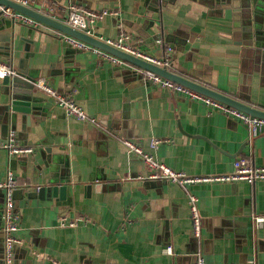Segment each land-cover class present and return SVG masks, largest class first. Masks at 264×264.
<instances>
[{
    "label": "crops",
    "instance_id": "obj_1",
    "mask_svg": "<svg viewBox=\"0 0 264 264\" xmlns=\"http://www.w3.org/2000/svg\"><path fill=\"white\" fill-rule=\"evenodd\" d=\"M71 3L118 10L96 20L92 36L127 33L135 47L153 55L169 48L170 71L264 110V0H30L28 7L49 5L62 21ZM14 23L0 30V59L15 70H37L59 92L76 89L77 103L97 124L68 116L34 87L31 116L23 120L18 113L6 132L0 80V141L13 131L19 143L34 148L16 157L0 149V182L11 172L21 190L13 193L20 244L9 264H194L197 253L205 264H264V179L187 186L201 218L196 238L186 190L146 178L147 166L121 143L135 141L188 176L220 175L240 158L264 166V133L250 138L240 121L155 87L134 66L73 47L44 26ZM9 32L12 48L1 38ZM152 139L168 141L151 147ZM65 161L70 179L63 199L27 196L55 185L50 179H61ZM2 207L0 190V257ZM61 215L78 219L76 226L61 227ZM254 216L263 218L262 227L255 228Z\"/></svg>",
    "mask_w": 264,
    "mask_h": 264
},
{
    "label": "built area",
    "instance_id": "obj_2",
    "mask_svg": "<svg viewBox=\"0 0 264 264\" xmlns=\"http://www.w3.org/2000/svg\"><path fill=\"white\" fill-rule=\"evenodd\" d=\"M23 6H29L30 0H11ZM0 12L2 16L12 20L21 21L29 26L38 27L39 23L36 21L13 11L9 7H4L0 4ZM118 10L101 9L92 10L83 6L71 3L65 9V16L61 22L67 26L81 31L85 34L91 35L93 24L96 20H100L107 16H117ZM67 44L76 47L83 51H91L99 57L108 60L112 64L122 65L125 63L119 58L110 55L100 49L94 48L84 42H81L73 37L63 35ZM106 44L113 46L123 52L133 55L150 64L167 68L171 65V57L168 50L164 49L160 55L148 54L132 44L130 35L127 33H120L116 38H98ZM166 50V51H165ZM126 64V63H125ZM145 79L159 89L169 90L173 93L182 94L190 100L201 101L214 109H217L229 117H233L240 121L247 128L248 136L254 138L264 133V119L250 116L236 108L230 107L199 92H196L188 87L173 82L169 79L163 78L157 74L139 69ZM16 75V70L13 66L4 60L0 59V80L4 77H13ZM34 87L53 100L54 104L62 109L68 116L76 120L96 125L97 121L94 117L87 115L80 107L75 99L76 89L72 88L67 92H59L52 88L45 78H37L34 82ZM167 139H152L150 141L151 147H156L161 142H167ZM122 145L126 148L128 153L141 158L142 162L148 168V179L164 180L173 184L181 186L186 190L189 220L192 229V236H200L201 218L197 209V196L187 189V186L198 183L210 182H238L246 181L253 183L264 179V166H254L249 160L237 159L233 162L232 171L228 174L220 175H203V176H188L183 172H178L171 169L163 163L153 159L151 155L146 153L143 148L135 141L128 139H121ZM0 149L5 150L10 157L32 155L34 148L30 145L21 144L16 140L15 133L10 131L5 140L0 141ZM16 189L15 178L11 172H8L5 180L0 182V190L3 191V207H2V235L4 240L3 256L7 264L11 262L13 249L20 244L19 238L15 235L18 230L19 213L15 209V202L13 198L14 190ZM78 219H69L66 215H61L59 218V225L61 227H75ZM79 220L88 222L85 217H79ZM255 228H260L263 225V218L259 216L253 217ZM194 264H205L204 257L199 253L196 254Z\"/></svg>",
    "mask_w": 264,
    "mask_h": 264
},
{
    "label": "water",
    "instance_id": "obj_3",
    "mask_svg": "<svg viewBox=\"0 0 264 264\" xmlns=\"http://www.w3.org/2000/svg\"><path fill=\"white\" fill-rule=\"evenodd\" d=\"M0 4L4 7H9L13 11L18 12L34 21L39 23L40 26H44L51 30L57 31L63 35H67L69 37H73L81 42H84L94 48L100 49L110 55H113L125 63L134 66L137 69H143L145 71H149L151 73L157 74L163 78L169 79L173 82L181 84L185 87H188L196 92H199L205 96H208L214 100H217L223 104H226L230 107L236 108L250 116L259 117L264 119V110H259L253 108L247 104L239 102L238 100L226 96L224 94L218 93L212 89L201 86L200 84L191 81L179 74H176L170 71L167 68L159 67L148 62H145L133 55H130L126 52H123L113 46H110L103 42L102 40L94 37L92 35L85 34L81 31L75 30L63 22L56 19L51 14V9L49 10V5H43L42 10L38 8H30L28 6H23L19 3H15L11 0H0ZM15 21L12 19H8L2 16L0 12V30H4L5 28H12L14 26ZM33 28L30 29V31ZM5 37V38H4ZM5 41H8L9 46L11 42V48L13 47V33L9 32L1 37ZM30 41H26L24 43V50L29 51ZM10 47L7 48L9 50ZM6 50V51H7ZM258 53V50H255ZM24 58H27L26 56ZM37 70H29L27 68L18 67L16 69V75L13 77H4L1 79L2 85V95L5 99V103L1 105L2 112V122L7 126V131L10 130L14 125V119L18 113L22 114V119L26 120L27 116H31L34 107L32 103L36 101L34 95V82L38 78ZM8 124L10 126H8ZM51 148H48L47 151ZM64 174L61 175V179L54 180L50 179V183L56 182L55 185H45L39 187L37 190H33L27 194V196L39 197L40 199H47L48 201L53 198L59 200L63 199L64 196L68 194L69 187L66 185L70 179L69 174V166L67 162H64ZM61 185H59V183ZM66 183V184H65ZM14 192H21V190H15ZM2 259V260H1ZM0 264H6L4 261L3 255L0 257Z\"/></svg>",
    "mask_w": 264,
    "mask_h": 264
}]
</instances>
